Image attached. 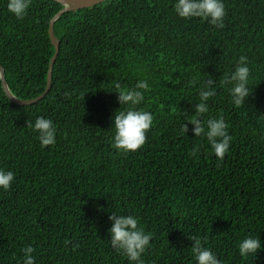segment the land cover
Segmentation results:
<instances>
[{"label":"trees","instance_id":"16d2710c","mask_svg":"<svg viewBox=\"0 0 264 264\" xmlns=\"http://www.w3.org/2000/svg\"><path fill=\"white\" fill-rule=\"evenodd\" d=\"M176 2L106 0L64 12L54 23L52 87L33 104L9 98L0 70V169L15 173L10 189L0 188V264H23L29 245L35 264H135L111 246L113 212L139 217L154 234L144 264H197L193 235L207 236L223 264H264V0H223V28L179 17ZM7 4L0 0V65L16 97L36 98L56 51L50 24L64 5L32 0L17 19ZM242 55L252 93L236 107L220 80ZM209 76L216 95L200 118L205 131L209 118L229 125L223 161L193 125L181 132ZM140 80L150 90L135 107L154 121L146 143L123 152L113 147L114 116L129 105L115 84ZM40 116L56 126L54 145L42 147L26 126ZM250 235L262 248L242 257Z\"/></svg>","mask_w":264,"mask_h":264},{"label":"clouds","instance_id":"9594fccd","mask_svg":"<svg viewBox=\"0 0 264 264\" xmlns=\"http://www.w3.org/2000/svg\"><path fill=\"white\" fill-rule=\"evenodd\" d=\"M32 0H8L7 9L17 19H23L29 10ZM175 12L179 17L185 19L201 18L207 20L210 24L223 28L226 8L223 0H177L174 5ZM250 68L248 58L240 56L235 70L231 75H225L220 80L221 86L231 85L228 89L232 97V102L236 107L242 106L252 88L249 87ZM195 84V80L190 82ZM216 81L210 76L205 81L199 91V103L194 105V115L187 119V123L181 126V132H188V124L193 125L192 131L195 136H205L210 144L215 156L223 161L226 153L230 149L232 136L229 135V125L225 122L223 116L219 118H209L206 122L207 131H205V122L200 118L209 111L207 101L216 95L214 87ZM118 92V101L120 105H129L126 110L117 111L114 116L115 134L113 138V147L123 152L137 151L147 141V133L150 131L154 116L149 111L138 110L135 106L144 99V92L150 90L147 80H140L135 87L131 89H122L119 83L115 84ZM65 97H71L72 93L65 92ZM83 94V98H84ZM26 126L38 133V139L42 147L54 145L56 142V126L50 118L43 116L37 117L34 121H26ZM197 149L190 153L195 155ZM15 179V173L11 170L0 169V188L10 189ZM112 226L109 229L111 234V246L125 255L129 261L135 264H144L141 259L142 254L149 247L153 238V233L145 232L139 223V217L133 215H117L113 212L109 216ZM193 243L191 251L195 256L197 264H223L217 255L208 247H205L207 236H189ZM70 243L66 240L65 244ZM78 245H73L77 247ZM262 248L259 237L248 236L239 243V252L242 257L249 254L256 256L258 250ZM23 264H35L33 253L35 248L31 245L22 249Z\"/></svg>","mask_w":264,"mask_h":264},{"label":"water","instance_id":"95a60500","mask_svg":"<svg viewBox=\"0 0 264 264\" xmlns=\"http://www.w3.org/2000/svg\"><path fill=\"white\" fill-rule=\"evenodd\" d=\"M60 3H62L64 5V8L56 15V17L52 20L51 24H50V29H49V33H50V37L52 40V43L54 44L56 51L55 54L51 60L50 63V68H49V73H48V81H47V86L45 91L39 95L36 98H32V99H21L16 97L10 90L8 82L6 80V76H5V69L3 68V66L0 65V70H1V77H2V84L3 87L7 93V95L9 96V98L15 102L18 103L20 105H30L33 104L37 101H40L41 99H43L48 92L50 91L51 87H52V79H53V66L55 64V61L57 59V56L59 54L60 51V44L61 41L57 38V36L55 35L54 32V23L55 20L61 16L64 12L68 11V10H77V9H83V8H88V7H92L95 6L97 4H100L106 0H56Z\"/></svg>","mask_w":264,"mask_h":264}]
</instances>
